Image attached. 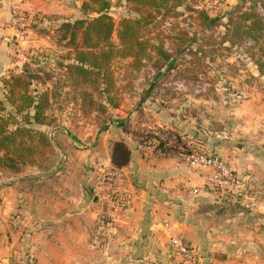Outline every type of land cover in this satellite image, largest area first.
<instances>
[{
    "label": "crops",
    "instance_id": "1",
    "mask_svg": "<svg viewBox=\"0 0 264 264\" xmlns=\"http://www.w3.org/2000/svg\"><path fill=\"white\" fill-rule=\"evenodd\" d=\"M73 1L0 0V91L3 78L21 72V54L51 46L33 28L15 36L11 5L45 17L42 25L46 17H77ZM248 125V143L264 144V112ZM64 132L69 137L54 142L59 158L68 155L64 169L60 162L55 173L21 172L0 182V264H173L179 257L168 247L170 234L195 247L199 264H264L263 158L248 157L249 170L234 168L239 184L217 195L207 184L208 168L140 149L116 168L94 140ZM107 172L127 201L113 212L115 234L103 247L95 237L111 210L101 183Z\"/></svg>",
    "mask_w": 264,
    "mask_h": 264
},
{
    "label": "rangeland",
    "instance_id": "2",
    "mask_svg": "<svg viewBox=\"0 0 264 264\" xmlns=\"http://www.w3.org/2000/svg\"><path fill=\"white\" fill-rule=\"evenodd\" d=\"M77 1V17L94 15L80 9L83 0ZM122 1L111 0L108 8L115 22L139 17ZM236 5L243 10L253 7L264 17V0H219L217 7L212 0H185L176 14H160L150 32L166 57L152 52L135 69L129 58L115 56L111 76L94 85L77 83L57 64L72 52L57 33L59 21L39 25L36 33L47 36L51 46L38 49L25 62H30L28 73L36 74L32 87L47 91L49 97L44 112L49 123L40 128L50 132L53 143L69 137L64 129L94 140L103 158H110L112 141L122 139L132 150L172 156L186 166V155L202 152L220 157L231 169L249 170L244 163L248 157L264 159V144L248 143L244 137L248 124L264 112V29L257 42L226 32L224 24ZM198 9L219 16V21L205 27ZM111 39L118 43L115 34ZM58 154L54 148L39 168L25 164L16 170L0 164V182L21 172L55 173L60 162L64 169L68 155ZM250 251L247 246L245 252Z\"/></svg>",
    "mask_w": 264,
    "mask_h": 264
},
{
    "label": "trees",
    "instance_id": "3",
    "mask_svg": "<svg viewBox=\"0 0 264 264\" xmlns=\"http://www.w3.org/2000/svg\"><path fill=\"white\" fill-rule=\"evenodd\" d=\"M184 1L123 0L125 7L140 14L136 18H120L117 22L108 12L111 0H83L80 9L94 14L91 17H46L45 23L59 21L57 33L65 41L66 48L72 51L68 58L57 64L77 83L94 85L111 76L110 63L115 56L129 58L130 66L135 69L141 67L152 52L166 57L161 45L152 41L150 32L160 14H176L175 9ZM195 12L205 27L215 25L220 19L219 16L211 17L204 9ZM43 18L39 23L44 22ZM38 26L31 24L30 27L38 32ZM224 27L226 32L233 30L241 38L257 42L262 37L260 30L264 29V17L253 7L243 10L236 5ZM114 34L118 43L111 39ZM35 52L30 54L31 59ZM29 65L30 62H24L20 73L3 78L0 91V164L16 170H19L18 165L25 164L39 168L43 159L54 153L50 132L40 128L49 123L44 113L48 93L32 87V78L36 74L28 73ZM131 158L132 149L124 140L112 141L110 160L114 167L126 166Z\"/></svg>",
    "mask_w": 264,
    "mask_h": 264
},
{
    "label": "built area",
    "instance_id": "4",
    "mask_svg": "<svg viewBox=\"0 0 264 264\" xmlns=\"http://www.w3.org/2000/svg\"><path fill=\"white\" fill-rule=\"evenodd\" d=\"M216 7L219 4V0H212ZM10 20L11 26L15 30V36H23L27 34L31 29V24H37L42 19V16L35 12H30L24 9L19 2H14L10 7ZM3 27L0 25V38L2 37ZM24 62L28 60V55L21 54ZM186 161L191 167L208 168L211 170V174L208 177L207 184L218 195L222 191H226L229 188L232 189L239 184L235 172L231 169L226 162L220 157L212 154H206L202 152H193L185 156ZM101 178L102 186L105 187L107 199L111 203V210L106 215V221L103 226L97 231L95 237L98 244L106 247L115 234V217L113 212L121 206H124L127 201V195L121 190H115L110 184V178L112 174L110 172L105 173ZM163 227L169 228V222H163ZM167 244L170 252L176 257H179L178 261L173 264H199L196 249L193 245H190L184 238L170 234L167 239Z\"/></svg>",
    "mask_w": 264,
    "mask_h": 264
}]
</instances>
